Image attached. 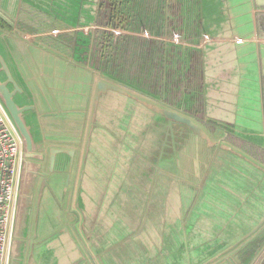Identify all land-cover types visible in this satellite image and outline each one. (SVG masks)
Masks as SVG:
<instances>
[{
  "label": "crops",
  "instance_id": "crops-1",
  "mask_svg": "<svg viewBox=\"0 0 264 264\" xmlns=\"http://www.w3.org/2000/svg\"><path fill=\"white\" fill-rule=\"evenodd\" d=\"M47 1L0 0V33L9 38L12 55L1 48L0 52L36 106L38 113L30 116L35 138L43 140L45 150L64 147L75 154L59 183L53 178L61 174L54 175V169L49 175L44 165V180L32 187L31 215L24 231L29 241L18 247L19 264H176L181 251L187 262L203 251L200 246L189 255L186 239L179 244L180 236L195 224L204 229L206 221L218 228L219 221L227 219L238 228L242 224L251 228L259 211H264L260 189L264 167L242 151H249L246 144L264 148V0H201L210 40L197 50L200 100L193 99L189 112L121 84L132 95L127 101L107 93L94 107L90 91L89 98L73 109L81 115V135L71 134L69 124L60 118L59 109L69 103L53 104L61 97L69 99L66 90L56 88L69 85L59 76L83 72L91 79V68L109 74L90 64L68 68L62 55H76L41 39L33 22L52 6ZM79 3L82 0H57L53 5L63 14V25L68 19L70 32L79 22ZM217 14L222 17L216 18ZM87 18L94 19L92 9ZM18 34L34 37V43L21 42ZM141 102L185 115L202 127L208 139H185L186 147L180 150L164 145L157 158L159 149L147 129L151 112L141 108ZM224 156L239 159L224 161ZM244 187L240 200L238 188ZM253 192H262L260 201L253 202L258 213L246 202ZM78 247L85 261L79 258ZM203 258L199 264L210 263Z\"/></svg>",
  "mask_w": 264,
  "mask_h": 264
},
{
  "label": "flooded vegetation",
  "instance_id": "flooded-vegetation-1",
  "mask_svg": "<svg viewBox=\"0 0 264 264\" xmlns=\"http://www.w3.org/2000/svg\"><path fill=\"white\" fill-rule=\"evenodd\" d=\"M81 6H86L87 14L90 9L94 11L92 21L86 17L89 24L79 18L75 28H84L83 33L79 34L76 29L68 31V25L54 24L56 19H50V14L44 12L33 22L36 33L49 46L70 51L84 63L107 72L125 88L153 100L167 102L184 112H189L193 99L195 102L200 100L201 57L197 50L203 49L210 40L202 19L201 0H135V11L128 5V0H82ZM39 22L43 23L42 27ZM245 147L249 151L242 152L264 167V148L247 144ZM222 159L234 161L239 158L224 156ZM260 173L264 178V172ZM260 189L264 190V185L260 184ZM238 190L240 200H243L245 187ZM256 194L246 202L258 213L253 202L260 201L262 192ZM258 214L260 217L253 219L251 228L243 224L240 228L232 227L233 232L229 235L248 231L224 249V263L264 264V237H253L256 232L264 231V211L260 210ZM202 222L214 235H227L230 230L228 226L216 228L215 224L211 227L208 222ZM223 243L218 238H213L211 244L204 243L200 257H204L205 244L209 245L208 251L218 249ZM181 264L193 263L185 260Z\"/></svg>",
  "mask_w": 264,
  "mask_h": 264
},
{
  "label": "water",
  "instance_id": "water-1",
  "mask_svg": "<svg viewBox=\"0 0 264 264\" xmlns=\"http://www.w3.org/2000/svg\"><path fill=\"white\" fill-rule=\"evenodd\" d=\"M3 35L5 33L1 31L0 48L4 54L12 55L10 40L9 38L3 37ZM18 38L23 43L29 41H31L30 43H34L32 41L34 37L27 34H18ZM4 54L0 52V107L16 132L21 149L7 264H19L18 247L21 244H26L27 240L29 241V238L24 236V231L26 230L25 228L31 215L32 187L38 180H44L45 174L42 173L44 165H47L49 175L54 172V169H56L53 173L54 175H56L55 173L61 174V176L56 175L53 178L56 183H59L62 180V175L65 174L66 167L69 168L72 166L75 154L72 149L64 147L54 146L45 150L43 140H37L35 138L30 116L33 113H38L36 106L26 90L18 83L16 78L17 72H15L14 66L12 68L11 64L5 59ZM62 57L61 60L67 64L68 68L75 66L83 69L84 65L77 58H66L63 55ZM88 66L85 68H88ZM90 70L92 72L91 79L85 76L83 72H76L75 75H62L59 77L62 78L63 82H68L69 85H57L56 87L58 90H66L68 92V101H65L61 97L54 100L53 104L58 106V103H69L67 107L63 105L59 110L61 112L60 118L69 124L71 134L73 135L76 132L78 135L82 133L78 129L81 115L73 109H76L83 100L89 98L88 94L90 91L93 92L92 101L94 107L98 105L107 93H114L125 99H129L131 95L122 88L121 83L113 80L104 73L94 71L93 68ZM125 99L124 101H127ZM144 101L146 100L144 99ZM142 106L147 107L151 112V116L147 119V129L150 132L156 149H159L157 151V158L163 152L164 145L169 147L170 144L173 150H180L186 147L184 144L189 139H208L202 127L185 115L155 104H144V102H141L140 107L142 108ZM49 129H51V126ZM59 168L62 169L59 170ZM79 251L81 250L79 249ZM80 253L81 257L79 258L81 261H85L84 253L82 251ZM218 264L229 263L222 261Z\"/></svg>",
  "mask_w": 264,
  "mask_h": 264
},
{
  "label": "built area",
  "instance_id": "built-area-1",
  "mask_svg": "<svg viewBox=\"0 0 264 264\" xmlns=\"http://www.w3.org/2000/svg\"><path fill=\"white\" fill-rule=\"evenodd\" d=\"M19 162V138L0 107V264H7Z\"/></svg>",
  "mask_w": 264,
  "mask_h": 264
},
{
  "label": "rangeland",
  "instance_id": "rangeland-1",
  "mask_svg": "<svg viewBox=\"0 0 264 264\" xmlns=\"http://www.w3.org/2000/svg\"><path fill=\"white\" fill-rule=\"evenodd\" d=\"M47 3L49 5H52V6H50L49 9H46L43 12H46V13L50 14V16H51L50 19H56V21L54 22V24L63 25L62 22H63V20H65L63 18V16H62L63 14L62 13H59L58 14L56 11L53 10L54 9L53 5L57 3V0H49V1H47ZM87 15L88 14L86 12V6H81L80 3H79V5L76 6V17H77V19L80 18V21L81 22H84V24H89V23H87L88 22L87 21V18H86V17H88ZM221 17H222V15H220V14H217V16H216V18H221ZM66 20L67 21L65 22V25H69L68 19H66ZM38 24H39V27L40 26L42 27V25H43L42 22H39ZM81 25H83V24H81ZM76 30L78 31L79 34L84 32V28L83 29L82 28H78ZM78 60L81 63L86 64L83 61H81L80 59H78ZM140 95L141 96H145V95H142V94H140ZM145 97L146 98H149L147 96H145ZM222 216H224V215H222ZM232 221H234V220L221 219L219 221L220 228H225L226 226L229 227L230 230H227V235H214V236H212L210 229H206V228L199 229L197 227V225L195 224V225L192 226V228H190L188 230V232H186V233H184V234H182L180 236L179 244L181 243V240L183 238L186 239L187 246H191V250L189 251V255H191V254L195 253L196 251H199L200 246L202 247L204 243H210L211 244L213 242V238H218L220 241H223L225 243H223V245L222 244L219 245L218 249L213 248V249L208 250V251H207V248H208L209 245H206L205 244V246H204L205 252H204V258H203V259H205L204 260V263L207 260L210 259V263L216 261L214 264H218V263L222 262L223 259H224V258H222L223 254L225 253V250L224 249L228 248L233 242H235L236 240H238L240 237L244 236V235H238V234H236V235H229L231 232H233V230H232L233 228L232 227L234 225H233V222ZM253 225H254V223H253ZM247 231L248 230H246V232ZM195 232L196 233H198V232H205V235H200L199 236V235H196ZM263 233H264V231L263 232L258 231V232L255 233V235L253 237H257L259 235L264 237V235H262ZM225 239H227V240L225 241ZM222 251H223V253H222ZM202 253H203V251H200L196 256H194V257L189 256L187 259H188V261L189 260H192V263L193 264H199L200 263L199 259H200V256H201ZM219 253H222V254H220L217 258H214L213 259V257L215 255L219 254ZM178 255L180 256V258L178 259L177 264H181V263H183V261H185L182 258L184 256V252L181 251V252H179ZM262 255L264 256V253ZM205 264H209V263H205Z\"/></svg>",
  "mask_w": 264,
  "mask_h": 264
},
{
  "label": "trees",
  "instance_id": "trees-1",
  "mask_svg": "<svg viewBox=\"0 0 264 264\" xmlns=\"http://www.w3.org/2000/svg\"><path fill=\"white\" fill-rule=\"evenodd\" d=\"M128 5L131 6L134 9V11H135V0H128ZM127 44L128 43H126L125 45H123V47H125ZM133 47H135V42H133ZM110 78H112L113 80H116L112 76H110Z\"/></svg>",
  "mask_w": 264,
  "mask_h": 264
}]
</instances>
